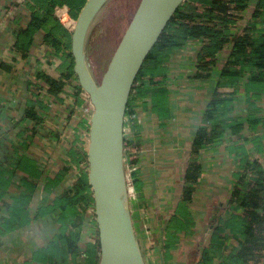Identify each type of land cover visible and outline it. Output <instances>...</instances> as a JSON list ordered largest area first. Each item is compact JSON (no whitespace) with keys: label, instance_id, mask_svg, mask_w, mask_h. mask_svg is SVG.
Masks as SVG:
<instances>
[{"label":"crops","instance_id":"0c3cea01","mask_svg":"<svg viewBox=\"0 0 264 264\" xmlns=\"http://www.w3.org/2000/svg\"><path fill=\"white\" fill-rule=\"evenodd\" d=\"M257 1L251 0L247 16ZM29 5L30 0H0V264H53L49 248L72 229L63 231L54 203L72 195L76 181L88 173V96L72 85H63L56 96L47 92L39 74L61 80L65 58L43 42V33L35 35L26 56L14 50L19 32L30 22ZM201 45L200 39L191 38L173 49L164 64V79L158 84L138 81L130 93L124 141L141 146L130 211L146 264H201L217 230L213 264H224L239 245L227 224L242 215L230 200L243 164L258 160L264 172V91L251 101L246 97L248 74L239 82L219 138L195 156L191 153L229 55L228 49L219 52L211 75L198 79ZM29 108L36 119L25 116ZM248 116L257 120L256 127L248 124ZM193 156L201 171L191 201L182 208L185 172ZM76 209L82 218L78 255L66 258L65 264H84L96 234L86 209ZM15 212L20 215L16 220ZM256 264H264V257Z\"/></svg>","mask_w":264,"mask_h":264},{"label":"trees","instance_id":"16d2710c","mask_svg":"<svg viewBox=\"0 0 264 264\" xmlns=\"http://www.w3.org/2000/svg\"><path fill=\"white\" fill-rule=\"evenodd\" d=\"M85 1L30 0V22L26 29L19 32L14 44V50L26 56L32 49L35 35L43 33V42L54 48L61 58H65L61 80L55 81L39 74L48 86L47 92L54 96L63 89V80L69 79L73 74V61L70 54L71 33L54 18L53 10L55 6L67 5L71 16L76 19ZM250 3L251 0H185L166 25L136 77L134 85L143 79L153 84L160 83L164 79V64L172 50L184 46L191 38L200 39L202 43L196 62L195 77L198 79L209 77L216 67L219 52L229 50L203 114L204 125L199 127L192 142L191 153L194 156L201 148L212 145L224 131V120L232 109V103L241 87L239 82L245 74L249 76L243 86V92L250 101L264 91V0L257 1L253 12L247 18L246 11ZM130 112L129 102L126 115ZM25 116L33 119L37 117L32 108L27 110ZM247 122L252 128L258 124L252 116L247 117ZM239 125L237 123L234 128ZM140 148L139 142H124L125 155L128 156L126 163L129 166L138 162L136 154L130 155L131 150L139 151ZM194 156L185 172L182 208L186 202L191 201L201 171ZM33 170L31 165L27 166L26 171L31 175ZM130 176L135 189L136 169L132 170ZM230 203L242 211L237 221L227 224L238 239L239 245L223 263L229 261L230 264H256L264 257V172L258 160H248L243 164V171L232 191ZM92 206L90 186L86 173H83L74 184L72 195H64L54 203V209L60 210L59 222L63 231L67 227L72 229L68 235L61 233L57 239L58 243L49 248L51 263L65 264L66 258L72 256L71 258L75 259L78 255L77 242L82 218L76 208L88 209ZM18 216L20 215L15 212L13 219H18ZM218 235L217 230L201 264H213V258L218 254L215 247ZM59 244L60 247L57 246ZM84 255V264H98L97 239L87 247Z\"/></svg>","mask_w":264,"mask_h":264},{"label":"water","instance_id":"95a60500","mask_svg":"<svg viewBox=\"0 0 264 264\" xmlns=\"http://www.w3.org/2000/svg\"><path fill=\"white\" fill-rule=\"evenodd\" d=\"M109 0H86L70 36L72 71L93 108L87 181L99 243L98 264H146L133 227L125 174L123 126L136 77L185 0H139L100 80L87 56L90 30Z\"/></svg>","mask_w":264,"mask_h":264},{"label":"rangeland","instance_id":"374dc122","mask_svg":"<svg viewBox=\"0 0 264 264\" xmlns=\"http://www.w3.org/2000/svg\"><path fill=\"white\" fill-rule=\"evenodd\" d=\"M138 2L139 0H109L97 16L90 30L86 49L95 79L100 80L125 28L135 12ZM125 157L127 160V154ZM126 166L128 167L127 174L136 169V165L129 166L126 163ZM134 195L132 194L133 197ZM96 236L97 230L92 238L93 243L96 240Z\"/></svg>","mask_w":264,"mask_h":264},{"label":"built area","instance_id":"2783aa9c","mask_svg":"<svg viewBox=\"0 0 264 264\" xmlns=\"http://www.w3.org/2000/svg\"><path fill=\"white\" fill-rule=\"evenodd\" d=\"M53 16L68 32L72 33L74 26H75V23H76V20L73 19V17L70 14L69 8L66 5L55 6L54 10H53ZM247 17H250V16H247ZM63 82H64V86L65 85H70V86L72 85L74 88L77 89V91L86 95V93L80 88L79 83H78L75 75H73L70 79L63 80ZM90 108H92L91 104H90ZM92 111H93V108H92ZM125 116H127V115H125ZM139 151L133 150L130 152V154L131 155L136 154L138 156ZM127 170H128V167L126 166V157H125V174H126V182H127V186H128V193H129V197H130V196H132V194H134V189L132 188V178L130 177L129 172L127 174ZM87 210H89V209H86L84 213L87 214L95 222V216H94L93 209H90V211H87Z\"/></svg>","mask_w":264,"mask_h":264}]
</instances>
